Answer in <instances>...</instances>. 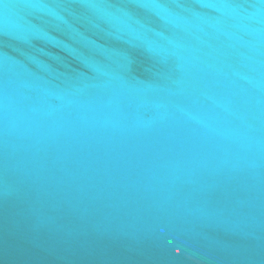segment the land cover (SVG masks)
Wrapping results in <instances>:
<instances>
[{"label": "water", "instance_id": "water-1", "mask_svg": "<svg viewBox=\"0 0 264 264\" xmlns=\"http://www.w3.org/2000/svg\"><path fill=\"white\" fill-rule=\"evenodd\" d=\"M0 264H264V0H0Z\"/></svg>", "mask_w": 264, "mask_h": 264}]
</instances>
